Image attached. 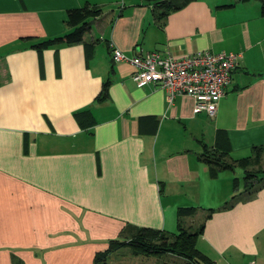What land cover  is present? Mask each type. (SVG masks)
<instances>
[{"label":"crops","instance_id":"crops-1","mask_svg":"<svg viewBox=\"0 0 264 264\" xmlns=\"http://www.w3.org/2000/svg\"><path fill=\"white\" fill-rule=\"evenodd\" d=\"M127 1H108L109 16L92 20L83 42L37 51L31 46L70 30L68 10L105 4L0 0V264H93L128 227L175 233L178 208L197 207V216L213 185L236 177V168L213 177L198 159L203 145L228 152V162L264 147L258 1L192 0L164 17L156 0ZM114 48L240 58L211 118L189 96L169 102L152 84L137 88L134 68L112 61ZM259 166L264 152L251 170ZM232 195L209 206L196 248L214 264H264V187L221 210ZM108 264L156 261L123 247Z\"/></svg>","mask_w":264,"mask_h":264},{"label":"trees","instance_id":"trees-1","mask_svg":"<svg viewBox=\"0 0 264 264\" xmlns=\"http://www.w3.org/2000/svg\"><path fill=\"white\" fill-rule=\"evenodd\" d=\"M192 0H180L178 2L156 0L154 5L156 8H164L158 16L164 17L170 10L180 9ZM249 0H236V2L245 3ZM260 5V12L264 15V0H256ZM231 6V5H227ZM102 13V10L92 4H85L82 7L70 9L67 11V26L69 31L63 35L53 37L44 41L37 42L31 47L37 51H41L58 45H74L83 42V37L90 31L91 21L97 19ZM108 82L103 84L101 97L98 101L104 98ZM264 152V147H253L251 155L244 159L228 162L226 157L228 152L209 150L203 145V151L199 154L198 159L205 163L213 177H216L220 172L231 171L241 167L243 170V189L239 192L240 178L232 179L233 195L226 201L221 210L231 209L236 202L242 199H251L252 196L261 188L264 187V170H251L252 167L258 166L261 156ZM257 186V187H256ZM201 223L195 228H184L183 220L192 217L197 212V207L178 208L176 211V232L168 233L163 230H154L150 228L128 227L123 230L118 239L109 241L108 249L104 252L97 253L94 256L93 264H108L109 256L118 249L126 247L131 255L141 257H161L171 255L182 260L181 264H214V262L202 254L196 248L197 238L203 233L205 221L208 220L214 209H207Z\"/></svg>","mask_w":264,"mask_h":264},{"label":"built area","instance_id":"built-area-1","mask_svg":"<svg viewBox=\"0 0 264 264\" xmlns=\"http://www.w3.org/2000/svg\"><path fill=\"white\" fill-rule=\"evenodd\" d=\"M111 57L114 63L126 62L134 68L131 80L137 88L152 84L165 90L169 102L176 96H189L194 101L195 113H207L212 118L240 55L198 51L182 57L160 52L126 56L114 48Z\"/></svg>","mask_w":264,"mask_h":264},{"label":"rangeland","instance_id":"rangeland-1","mask_svg":"<svg viewBox=\"0 0 264 264\" xmlns=\"http://www.w3.org/2000/svg\"><path fill=\"white\" fill-rule=\"evenodd\" d=\"M95 1H97V2L99 1V2H102L103 4H105V5H102L100 7V9L102 10V13L104 15L103 17L109 16V14H110L109 11L111 10V7H108V5H110V4L107 2L108 1L111 2V0H95ZM118 1L120 2L119 7L122 6V2H125V0H123V1L118 0ZM128 1H127V3H128ZM139 1H141V0H139ZM208 1H211V0H208ZM145 4H146V2H145ZM114 6H115L114 8L118 7L116 5H114ZM117 12H119V8H117ZM258 169L263 170V167L259 166ZM255 170L258 171L257 169H255ZM226 174L229 175V172H227ZM235 174H236L237 178H240V185L238 187H239V192H242L241 190L243 189V186H244L242 183V179H241L243 176L242 168L241 167L236 168ZM212 189L216 191L213 195L209 196L210 194H207V197H204V199L203 198L201 199V202H203L202 204H204L203 206L205 208V211L204 210H198V215L194 216V218H190L192 220V222L188 223V224L191 225V227L195 228L199 223H201V221L203 220L204 216L207 213L206 210L209 208V206H213V204L215 202H217L221 198H223V195L227 196V193H230V192L233 193L232 186L229 187L227 185H213ZM221 194H222V196H221ZM210 208H212V207H210ZM153 258L156 261V264H164V263L165 264H181L182 263V260H180L178 258L171 259V258H169V255H164L161 257H153Z\"/></svg>","mask_w":264,"mask_h":264}]
</instances>
